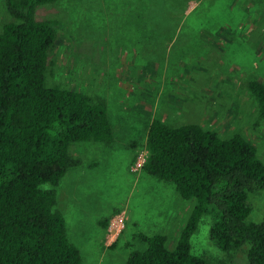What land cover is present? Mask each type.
Wrapping results in <instances>:
<instances>
[{
  "label": "rangeland",
  "instance_id": "374dc122",
  "mask_svg": "<svg viewBox=\"0 0 264 264\" xmlns=\"http://www.w3.org/2000/svg\"><path fill=\"white\" fill-rule=\"evenodd\" d=\"M35 15L56 23L49 84L104 102L113 127L111 142L74 144L81 163L57 187L56 208L82 264H127L147 248L144 236L164 233L170 246L179 239L195 200L143 171L153 119L243 134L264 162V117L250 89L264 83V0H57ZM11 20L0 0V30ZM249 202V219L262 220L264 190ZM119 215L125 227L110 243ZM212 221L200 220L192 252L211 264H247L246 248L227 253L210 238Z\"/></svg>",
  "mask_w": 264,
  "mask_h": 264
},
{
  "label": "trees",
  "instance_id": "16d2710c",
  "mask_svg": "<svg viewBox=\"0 0 264 264\" xmlns=\"http://www.w3.org/2000/svg\"><path fill=\"white\" fill-rule=\"evenodd\" d=\"M54 1L6 0L12 20L0 30V264H82L56 208L57 187L81 163L74 144L113 139L104 102L48 82L56 23L35 13ZM250 89L264 117V83L252 81ZM146 150L143 171L174 182L181 198L195 204L174 246L164 233L144 236L147 248L132 251L127 264H211L191 246L206 214L213 217L210 238L219 249L246 248L247 264H264V217L249 219L250 195L264 190V162L252 141L155 118Z\"/></svg>",
  "mask_w": 264,
  "mask_h": 264
},
{
  "label": "built area",
  "instance_id": "2783aa9c",
  "mask_svg": "<svg viewBox=\"0 0 264 264\" xmlns=\"http://www.w3.org/2000/svg\"><path fill=\"white\" fill-rule=\"evenodd\" d=\"M124 227H125V222L123 216L119 215L116 218H114V220H112L106 236V238L110 241V243L116 241V239L118 238Z\"/></svg>",
  "mask_w": 264,
  "mask_h": 264
}]
</instances>
